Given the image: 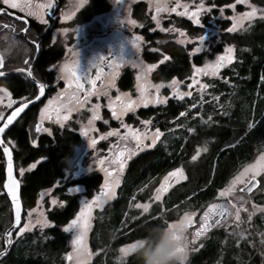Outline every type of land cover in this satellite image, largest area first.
Returning <instances> with one entry per match:
<instances>
[{
  "label": "trees",
  "instance_id": "trees-1",
  "mask_svg": "<svg viewBox=\"0 0 264 264\" xmlns=\"http://www.w3.org/2000/svg\"><path fill=\"white\" fill-rule=\"evenodd\" d=\"M233 1L209 0L218 6ZM252 1L264 8V0ZM93 6L98 11L102 10V1H93ZM96 10L88 12L89 16ZM144 11L143 2L135 5V16H142ZM30 23L25 37L23 28L26 23L0 12V56L4 60V69L29 68L37 51L36 44L31 41L35 40L41 48L34 64V74L41 82H54L57 78L55 69L48 68L63 57V51L49 44L50 34L43 32L44 23L34 20ZM221 23L226 24L223 27L226 29L230 25L228 19ZM182 26L193 34L203 30L201 25L187 19H182ZM142 32L157 48L153 51L147 48L144 52L146 61L158 63L152 74L155 81L189 78L195 67L202 66L213 57L210 52L190 55L189 48L172 40L168 33L149 32L146 29H142ZM225 45L234 47L233 61L218 76L208 78L209 89L205 95L192 94L188 101L193 105L190 108L193 112L190 125L194 126L195 133L207 137L205 141L210 147L209 152L194 163L193 174L189 172L190 180L177 186L164 204L154 202L152 209L141 216L133 205L151 198L160 178L181 163L185 153L191 152L193 144L189 142L188 147L182 146V140H179L167 145L172 146V152H166L164 145L135 156L117 197L96 214L90 233V246L95 255L88 264H141L136 252L121 258L119 247L142 238L152 227L167 226L187 206L197 208L214 198L237 170L253 160L264 146V16L247 22L238 31H223L221 43L215 46V51H222ZM165 56L169 59L165 60ZM6 77L0 78V87L7 88L13 98L31 99L37 95V85L26 74L13 73ZM133 83L132 72L126 70L120 79V87L130 89ZM37 107L29 109L27 120L31 119ZM183 108L182 102L170 98L165 106L141 108L138 114L143 117L162 110L163 117L170 118L176 117ZM13 138L17 140V149L10 146L16 163L28 165L39 157H45L35 168L21 176V198L26 209L35 205L43 188L52 186L63 175L62 158L71 152L78 135L56 129L54 139L42 136L39 144L33 146L28 132L15 124L4 136L6 142ZM3 157L0 147V158ZM4 180L5 166L1 162L2 190ZM78 182L83 183L90 194V190L96 188L101 179L94 174ZM7 197L6 193H2L0 198L1 234L13 220L12 211L7 207ZM62 198L66 200V205L49 211V218L54 225L46 230L45 235L31 232L18 238L9 253L0 258V264H63L64 254L69 250V240L62 227L75 217L79 198L78 195L67 193ZM252 231L254 240L258 242L255 248L247 243L249 237H245V232L242 236L239 232L237 234L235 227H231L227 233H213L200 248L189 254L184 264H263L260 256L264 254V214L257 215L253 220Z\"/></svg>",
  "mask_w": 264,
  "mask_h": 264
},
{
  "label": "rangeland",
  "instance_id": "rangeland-1",
  "mask_svg": "<svg viewBox=\"0 0 264 264\" xmlns=\"http://www.w3.org/2000/svg\"><path fill=\"white\" fill-rule=\"evenodd\" d=\"M0 2H3V0H0ZM108 2L110 8L108 12L93 14V17L85 19L77 16V13L88 3V0H86V3H82L81 0H68L67 5L61 12L64 20L60 21L58 27L52 32L49 44L56 45L59 49H62L63 57L54 63L51 68H53V70L55 69L57 77L63 81L62 84L59 85L57 92L50 95V97L45 100L42 99V103L35 109L36 112H38V119L43 121L45 126L38 132L35 129V123L37 121L35 119L30 127L32 140L41 138L45 135H52L54 137L56 129H58L59 132L66 130L72 131L74 134L78 135V141L73 144L71 152L63 159V175L52 186L43 188L39 192L35 205L25 209L23 223L14 232V241L31 232H38L39 234L45 235L46 230L54 225L53 221L49 218V211L56 207H64L66 205V200L62 198L64 193L78 195V211L72 220L77 219V214L81 213V209L85 208L86 202H91L94 196L98 197L100 195L101 187L105 184L106 178H114L118 181L114 186L115 195L111 199L105 200L100 207H96L93 202V206L90 209H86L82 216L87 224V228L83 231V237L80 241V246L86 250V254L82 257V264H88L95 255V251L90 246V233L93 229L96 214L98 211H102L108 203L117 197L119 187L123 182V172L127 162L140 154L144 149L149 148L146 147L147 145L153 146L156 144V132L159 130V123L161 121L163 123L168 122L167 124L169 127L168 132L159 131L161 135L165 134L164 138L169 135L172 136L170 134L173 132L171 127L172 125H177V123H175V117L169 118L165 116L163 119H160L158 123L155 122V116L141 117L138 111L141 108L165 106L170 98H182L178 100L186 105V99L184 100L183 97H180L182 93H190V95L184 96V98L192 96V94L195 93H198L201 97L205 95L209 89L208 78L218 76L234 59V47L231 45H225L222 51H215V46L221 43V33L229 28H233L241 15L251 12L253 8L256 10V15L249 20H244L231 32L238 31L242 29L247 22L264 16V8L255 4L252 0H234L232 3L220 6L209 2V0H108ZM139 2L145 4V11L142 16L140 15L138 17L134 15V7ZM158 5L162 10H157ZM172 9H175V11ZM153 17H155V19H153ZM34 18H36L38 22L44 23L39 16ZM182 19H187L196 25H201L203 30L199 34L191 33L182 26ZM224 19H228L230 23L227 29L223 28L226 24L221 23ZM196 20H198L199 23H195L194 21ZM43 21H45L44 18ZM44 24L45 26L48 25L47 23ZM142 29H146L149 32L160 31L170 34L172 40L189 48L190 55L201 52L212 53L213 57L207 59L202 66H197L195 68H203L205 64L214 62L217 56L226 55L225 49L229 47L233 50V58L231 62L226 63L215 76L201 73L195 76L192 74L189 78H185L184 80L174 79L169 82L155 81L152 78V74L158 66V63L146 61L144 52L147 48L152 51L157 48L156 46H152V43L146 39ZM162 29H166L167 31H162ZM181 33H183V35H181ZM200 36L205 37L202 44L198 40ZM133 41H135V45H133ZM181 41H183V43H181ZM157 42H159V40ZM197 46L201 47V51L193 53L192 49ZM110 47H114L117 51L120 49L124 52V57L122 58L124 64L123 66L120 65L119 61L122 59H119V61L118 59L113 60L112 64L114 66L105 77L104 84L106 85L109 75L111 74L113 84L112 87L107 88V95H104L103 90H101L98 95L92 94L86 98L81 97L79 91H76L77 94L75 96H69L71 89L74 88L66 86L70 83L71 76L68 72L62 73L60 71L61 67L68 65L71 68V66L75 64L89 62L99 52H108ZM118 53L119 56H121V52ZM150 65H154V67L149 69ZM142 69H148L146 76H143L142 79H138V76L142 75ZM125 70H130L134 78L133 87L127 90L122 89L118 84ZM173 81H175L174 88L169 87ZM157 85H163V87H160L159 91H157ZM202 85H207V87H202ZM141 86L145 88L143 101L139 99L141 96L139 90ZM0 89H5V87L1 86ZM98 89H101V87ZM65 92L68 93L67 96L61 98L60 94ZM117 96H120L121 101L124 102L128 99L137 101L139 106L133 108L131 111H122L121 101L116 100ZM75 97H79V101L83 105L82 107L79 106ZM157 99L163 100V102H152ZM49 101H52V103L50 104ZM10 102L15 103L10 91L8 89L6 92L0 91V114H3L2 120H4L5 116L14 106V103H12L11 107H9ZM62 103L74 106L76 110L68 111L63 106L58 107V104L62 105ZM51 106H57L59 108V113L51 111L53 114L52 119L49 118L47 113ZM192 106V103H189L188 107H184L185 109L191 110L190 108ZM45 108V115L42 116L41 109ZM113 111H116L118 114L122 112V114L118 115V118H116L113 116ZM94 113L98 118L92 119ZM65 115H67V119H64ZM90 119L91 124H89ZM105 121H107V123H105ZM144 121L148 123L145 124ZM122 125H128L130 127H123ZM45 128L48 129L47 132L43 130ZM191 128V143L193 146L189 158H187L184 166L180 168L181 173L165 181L167 174L157 182L150 199L138 201L135 204L147 203L150 211L154 202L159 203V201L154 199V196L161 183L172 186L185 178L186 170L193 174L194 163L199 158L205 156L209 152L210 147L208 142H206L207 137L204 138L201 134L198 135L199 133H195L194 126ZM110 132L113 134L108 135ZM134 133L141 135V140L139 142L134 138ZM196 139L198 142L195 143ZM7 143L13 148H17V144L13 139H7ZM121 153L122 155H120ZM120 157L123 159L122 169H120L121 161L118 162ZM262 157H264V146L253 160L244 164L237 170L226 185L218 190L214 198L205 201L197 208L189 207L188 209H182L178 217L169 222L175 224L186 212L195 213V215L192 216V221H194V223L192 225H187L183 231V234L186 233L182 241V246L185 248V251L182 253L185 257L184 262L189 257V254L200 248L213 233L219 231H225V233H227L231 227H235L237 234L239 232L242 236L243 232H245V237H249L247 242L249 246L251 248L256 247L258 242L254 240L255 237L253 236V220L257 215L264 214V170H259L261 164H264V161L261 159ZM44 159L45 157H41L33 164L28 165H21L20 162H15L20 180L21 176L26 171L34 168ZM1 162L5 166V157H3V159L0 158V163ZM249 166H256L257 171L253 172L249 170L237 181L235 178L240 175V173L244 172L246 168H249ZM112 168H114L115 171H111ZM95 173H100L103 181L96 188L90 190V194H88L87 187L83 183L78 182V180L85 175H93ZM108 173H111L112 176L108 177ZM253 176L258 177L261 184L252 194H245L241 188ZM222 192L225 194L221 195ZM2 193H6L5 188L3 190L0 188V198ZM164 194L165 192L161 193V198ZM53 199L56 200V204L51 203ZM7 200V207L12 211L8 197ZM3 202L5 203V200ZM135 204L133 207L137 209ZM209 204H216L219 206L217 209H214V212L222 214L224 211H227V217L220 221L219 224L207 227L201 235H196L200 228V217L203 215L204 211L207 210ZM138 211L139 216L145 214L142 209H138ZM41 219L47 221V224L43 228L37 223V221ZM11 223L12 220L10 224L6 225L4 228H8ZM69 223L62 227L68 234L69 240V250L64 254L63 264H76L75 258L71 257L70 254L73 253L74 249L77 247V245L73 244V240L78 233L76 229L65 230ZM21 229H23L22 232ZM17 233H19V235H17ZM2 241L5 243H3L4 247H6L4 234L0 233V243L2 246V248L0 247V251L4 249ZM132 243L123 244L119 247L118 252L121 258L127 257L132 252L125 254L121 253L120 249L127 248V246ZM260 257L261 260L264 261V254H261Z\"/></svg>",
  "mask_w": 264,
  "mask_h": 264
},
{
  "label": "snow or ice",
  "instance_id": "snow-or-ice-1",
  "mask_svg": "<svg viewBox=\"0 0 264 264\" xmlns=\"http://www.w3.org/2000/svg\"><path fill=\"white\" fill-rule=\"evenodd\" d=\"M82 3H86V0H81ZM3 4L5 5H8L11 9H19L20 11H25L27 10L28 11V14L29 15H32L34 14L33 11H32V5L30 3V0H3ZM52 6L51 4V0H48V3L47 4H41V5H36V9H37V13L36 14H39L42 9L44 8H50ZM157 10L160 11L162 10L161 7L158 5L157 7ZM173 11H175V9H172ZM4 11V9L2 7H0V12ZM256 15V10L255 8H253V10L249 13H243L241 15V17L236 21V24H234L233 28H229L228 31H234L235 28L241 24L244 20H249L251 17L255 16ZM42 22L44 23H47V21H43V18H42V15L40 16ZM153 19H155V17H153ZM195 23H199L198 20L194 21ZM162 31H167L166 29H162ZM181 35H183V33H181ZM198 40L201 42V44L204 42L205 40V37L204 36H200L198 37ZM181 43H183V41H181ZM133 45H135V41H133ZM201 51V47L200 46H197L195 48L192 49V52L193 53H198ZM232 48H227L225 49V52H226V55H221V56H217L215 61L210 63V64H205L203 66V68H195L194 69V72H193V75H197V74H201L203 73L204 75H211V76H215L219 73L220 69L223 68L225 66L226 63H229L231 62L232 60ZM105 58L104 57H101L100 58V61H103ZM165 60L169 59V57L165 56L164 57ZM0 64H2V60H0ZM94 66V65H93ZM154 67V65H150L149 66V69ZM147 70L148 69H142L141 72H142V75L141 76H138V79H142L143 76H146V73H147ZM18 71H22V70H18ZM60 71L62 73L64 72H68L70 73V76L71 78H73L75 81H76V89L79 90L80 88H82L84 85L83 83L81 82L82 80L83 81H86L87 83H89L90 85H93V89H90L88 91V95H92V94H99L101 90H103V94L104 95H107V88L109 87H112L113 84H112V76L111 74L109 75V78L107 80V84L105 85L103 81H101V89H95V86L93 84V81H92V78L90 76L89 73H87L86 75H81L79 74L77 71L73 70L72 68H70L68 65H65V66H62ZM28 75L29 76H32V72L29 71L28 72ZM97 75L99 76V72L97 73ZM0 78H4V79H7L6 75L4 72L0 71ZM64 78V77H62ZM174 85H175V81L172 82V84L169 85V87H173L174 88ZM39 89H40V92L41 94H43L44 92V84H39ZM160 87H163V85H157L156 88H157V91H159V88ZM202 87H207V85H202ZM140 92H141V96H140V101H143L144 100V91H145V88L143 86L140 87ZM0 91H7V89H0ZM175 91V89H174ZM74 96V94H71ZM181 97L183 96H187V95H190V93H182L180 94ZM37 99H39V97H37ZM75 99L77 100V103L79 104V106H83L82 103H80L79 101V97H75ZM116 100L117 101H121V97L120 96H117L116 97ZM32 101H29V103H31ZM152 102H155V103H161L163 102V100H160V99H157L155 101H152ZM14 103V102H10L9 103V107H11V104ZM49 103L51 104L52 101H49ZM63 107H65L68 111H75L76 108L74 106H69V105H65L62 103ZM139 106L138 105V102L137 101H133L131 99H128L126 102L124 101H121V109L122 111H131L133 108ZM27 107V104L24 103V102H21L20 106L17 107L15 109V111L12 112L11 115H9L7 117L6 120H2V115L3 114H0V122H2V125L3 126H0V133H4L5 129L11 125L13 123V120ZM47 108V106H46ZM46 108L45 109H41V115L44 116L45 115V111H46ZM55 111L57 113H59V108L55 109ZM122 114V112L120 113ZM118 114L116 111H113V116L118 118ZM183 114V113H181ZM98 118L95 113L93 114V117L92 119H96ZM64 119H67V115H65ZM105 123H107V121H105ZM145 124H147L148 122L147 121H144ZM89 124H91V119L89 120ZM123 127H130L128 125H122ZM38 132L41 130L40 129V125L37 124V129H36ZM45 132L48 131V129H43ZM113 133H108V135H112ZM134 138L137 140V142H139L141 140V135L140 134H136L134 133ZM159 130H157L156 132V137L159 138ZM155 142V141H154ZM0 143H3V141H0ZM33 145H35L36 141H32ZM94 143V141H93ZM151 145H147L146 147H150ZM4 152L5 154L7 155L8 154V148L5 147L4 148ZM122 155V153L120 154ZM262 161H264V157L261 158ZM11 157L9 156V166H8V171H9V179H10V184L11 186L9 185H6V187L9 188V193L10 195L12 196V200L15 202L16 201V193H15V181L14 180H11ZM32 167V166H30ZM123 168V162L121 161L120 163V169ZM249 170H252L253 172L257 171V168L256 166H249V168H246L244 172L240 173V175H238L235 179L237 181H239L241 179V177H243ZM259 170H264V164H261ZM181 173V169L180 168H177L175 169V171L173 172H170L168 173V175L165 177V181H167L170 177H176L177 174H180ZM108 177H111L112 174L111 173H108L107 174ZM118 181H116L114 178L113 179H107L106 178V182L104 185H102L101 187V192H100V195L98 197H93L92 198V201L91 202H86L85 204V208L81 209V213L77 214V219H74L72 220L69 225L65 228V230H70V229H76V232L78 233V235L76 236V238L73 240V244L74 245H77V247L74 249V252L70 254L71 257H74L75 260H76V264H82V257L86 254V250L83 249L82 246H80V241L82 240V237H83V231L86 230L87 228V224H86V220L84 218H82L83 214L85 213V210L86 209H90L92 206H93V202L95 203V206L96 207H100L102 205V203L105 201V200H108V199H111L114 195H115V191H114V186L115 184L117 183ZM254 185L253 184H249L247 186V189L250 191L251 188L253 187ZM167 188H168V185L166 183H161L160 187L156 190V194L154 196V199L156 201H160L161 199V193L163 192H166L167 191ZM225 193H221V195H224ZM52 204H56V200L53 199L51 201ZM135 207L137 209H142L144 213H147L149 211V205L147 203L145 204H140V203H137L135 204ZM219 206L216 205V204H209L208 205V208L206 211H204L203 215L200 217L201 219V223H200V228L199 230L197 231L196 235H201L203 233V231L209 227V221L213 218V216H218L220 213L218 212H214V209H217ZM195 215V213H185L184 216L178 221L176 222L175 224L173 223H169L167 226L169 228H172L174 225L176 226H179V230H180V237H178V239H181V243H180V246L178 248V251H180L181 253H183L185 251V248L182 246V241H183V231H184V228L187 226V225H190L193 223L192 221V216ZM217 224L220 223V220L217 219L215 221ZM37 223L39 224V226L41 228H43L46 224H47V221L46 220H38ZM23 231V229H21V232ZM17 235H19V233H17ZM138 240H136L135 242H133L132 244L128 245L127 248H121L120 249V252L121 253H125L127 254L128 252H135L136 251V247H137V244H138ZM6 243H11V241H6ZM183 258L185 259V257L183 256Z\"/></svg>",
  "mask_w": 264,
  "mask_h": 264
},
{
  "label": "flooded vegetation",
  "instance_id": "flooded-vegetation-1",
  "mask_svg": "<svg viewBox=\"0 0 264 264\" xmlns=\"http://www.w3.org/2000/svg\"><path fill=\"white\" fill-rule=\"evenodd\" d=\"M67 1L68 0H51V4L52 6L50 8H44L42 9V11L39 13V14H36L37 13V9H36V5H41V4H47L48 3V0H30V3L31 5L33 6L32 7V11L34 14L32 15H29L28 14V11L25 10V11H20L19 9H11L10 7L8 6H5L2 4V8L4 9V11L2 13L8 15V16H11V17H14L10 12H13V13H16L17 15L23 17V18H26L28 19L30 22H32V20L34 21H37L36 18L34 17H37V16H41L42 15V18L45 19V21H47V24L45 26V28L43 29V32H45V34L49 33L50 34V37H52V32L53 30L58 27V23L60 21H63V15H62V10L63 8L67 5ZM93 1H96V0H88V3L82 8L80 9V11L77 13V16H80V17H83V18H86V17H93L92 15L94 14H99V13H105V12H108L109 11V2L108 0H101L102 1V6H101V9L100 11L96 10L98 9L97 7L95 8V6H93ZM96 10V12H93L90 16H89V13L88 12H92ZM31 16V17H30ZM16 18V17H14ZM17 19V18H16ZM19 20V19H18ZM21 21V20H19ZM24 22V21H22ZM25 23V22H24ZM31 24V23H30ZM30 26V25H29ZM26 30H27V25H26ZM23 28V34L25 35L26 37V33L27 31H24ZM109 32V31H108ZM110 34V33H109ZM33 43L36 44V47H37V44H39L40 46V43L35 41V40H31ZM41 48V47H40ZM118 52H121V56H119V53ZM124 52L122 50L119 49V51H117V49H114V47H110L109 48V51L108 52H99L97 55H95L91 61L89 62H84V63H80V64H75L73 66H71V68L75 71H77L79 74H81L82 76L83 75H86L87 73L90 74L91 78H92V81H93V84L95 86V89H98L101 87V81H103L105 83V77L106 75L110 72V70H112L113 68V60L115 59H122L124 57ZM101 57H104L105 59L103 61H100V58ZM120 65L123 66L124 64V60H120ZM56 63V62H55ZM54 64V63H53ZM51 64L49 66L48 69H53L51 68L52 65ZM1 65V64H0ZM94 65V66H93ZM3 71H8V70H5L4 69V66L2 68ZM126 71V70H125ZM99 72V76L97 75V73ZM125 72L122 73L121 77L123 76ZM120 77V79H121ZM120 79H119V87H120ZM62 79H59L58 77L56 78V80L54 82H46L44 83V85L46 86V92H45V96L43 98V100L47 99L48 97H50V95L54 94L57 92V89L59 87V85L62 84ZM83 83V87L80 88L79 90L76 89V81L71 78V81L70 83H68L66 86L68 87H71L73 89H71V93H69V96L73 97V95L71 94H74V96L77 94L76 91H79V95L83 98H86L88 97V91L90 89H93V85H90L89 83H87L86 81H81ZM194 83V82H193ZM64 85V84H63ZM62 85V86H63ZM94 90V89H93ZM127 90V89H126ZM68 93H61L60 96L61 98H64L67 96ZM181 97V96H180ZM190 97L191 96H188L187 98H184L183 96V99L187 102L186 105L183 104L184 106H189V103L188 101L190 100ZM174 99V98H173ZM176 99V98H175ZM178 99H182V98H178ZM178 99H176L177 101H179ZM13 100H15V103H14V106H17L18 104H20L21 102H24L28 99H23V98H13ZM42 100V101H43ZM41 101V102H42ZM54 101V100H53ZM41 102L39 104H41ZM180 102V101H179ZM38 104V105H39ZM61 106L60 104H58V107ZM57 106L55 107H50L49 110H48V115H49V118L52 119L53 118V114L51 113V111H55V109L58 108ZM9 113V112H8ZM27 113H29V110L26 111L20 118L19 120L15 123L16 125L18 124L20 127H23L24 130H26L28 132V135H29V139H30V142L31 144L33 145L32 141H36L35 145L33 146H37L40 142V139L41 138H38V139H33L32 140V134H31V130H30V127L31 125L33 124V122L35 121V119L37 120L36 123H35V129H36V124L41 122L42 123V127L45 126L44 122L39 120L38 119V112H36V110L34 111L31 119L27 120ZM164 112L162 110H157L155 111L154 114H151L149 115L150 117L151 116H155L156 119H155V122H160V119H163V114ZM183 113V114H181ZM193 112L191 110H188V109H185V107L179 111L178 115L175 117V123H177V125H172V130L173 132H171L170 134L172 136H167L166 138H164L165 134L164 135H159V138L156 137V144L147 148V149H144L141 153H145V152H148V151H153V150H157L158 148L162 147L165 145V151L166 152H172V146L171 147H168L167 145H173L175 142L179 141V140H182L181 143H182V146H186L188 147V143L191 142V137H192V134H191V131H192V126L190 125L191 121H192V117L190 116ZM149 116H143V117H149ZM183 117H186V118H183ZM168 123V122H167ZM167 123H163L162 121L159 123V131H164V132H168L169 131V127H168V124ZM14 124V125H15ZM179 124V125H178ZM13 125V126H14ZM41 127V128H42ZM40 128V129H41ZM177 132V133H176ZM181 133V134H180ZM7 134V133H6ZM5 134V135H6ZM181 135V136H180ZM51 139H54V137L52 135H45ZM13 140L15 142H17V140L15 138H13ZM14 149H17L14 147ZM191 153V152H190ZM190 153L187 152V154L185 153V157L182 159L181 163L175 167V168H172L170 169L166 174H164L160 180L165 177L168 173L172 172V171H175V169L177 168H181L184 166V163L186 162L187 158H189V155ZM41 158V157H39ZM38 158V159H39ZM65 158V156L62 158V161L63 159ZM37 159V160H38ZM35 160V161H37ZM123 159L120 157L118 162L122 161ZM132 160V159H131ZM131 160H129L127 162V165L125 167V170L123 172V179L122 181L124 180L125 176L127 175L128 173V170H129V166H130V162ZM35 161L31 162L30 164H33ZM43 161V160H42ZM41 161V162H42ZM40 163V162H39ZM37 166V165H36ZM35 166V167H36ZM34 167V168H35ZM111 171H115L114 168L111 169ZM96 175H99L100 176V179H101V182L103 181V178H102V175L100 173H95ZM94 175V174H93ZM87 176H92V175H85L84 177H87ZM82 177V178H84ZM80 178V179H82ZM188 180H190V173L188 170H186V175H185V178L182 179L181 181H178L176 182L175 184H173L172 186H168L167 188V191L165 192V194L163 195V197L161 198V200L159 202H161L162 204H164V202L167 200V198L170 196V194L172 192H174L175 188L179 185H182L184 184L185 182H187ZM101 184V183H100ZM256 191V190H254ZM253 191V192H254ZM252 192V193H253ZM245 193V192H244ZM252 193H245V194H252ZM189 206L186 207V209H188ZM227 214L228 212L227 211H224L222 214H219L218 216H214L208 223L210 226H213V225H216L217 223L215 222L217 219H219L220 221L224 220L226 217H227ZM173 221V220H172ZM194 223V221H193ZM192 223V224H193ZM190 224V225H192ZM186 235V233H184ZM184 234H183V237H184ZM211 237V236H210ZM209 237V238H210ZM208 238V239H209Z\"/></svg>",
  "mask_w": 264,
  "mask_h": 264
},
{
  "label": "water",
  "instance_id": "water-1",
  "mask_svg": "<svg viewBox=\"0 0 264 264\" xmlns=\"http://www.w3.org/2000/svg\"><path fill=\"white\" fill-rule=\"evenodd\" d=\"M3 12V11H2ZM14 17H16L17 19L24 21L27 25V27L30 25V21L26 18H23L19 15H17L16 13L10 12ZM24 31H26V28L24 29ZM39 50H40V46L39 44H37V51H36V55L34 57V60L32 62V64L30 65L29 68H16V69H12V70H8V71H3L2 68L4 66V60L2 59V57L0 56V60H2V64L0 65V71L4 72L5 75H9V74H13V73H24L27 75V77L34 82L37 87H38V93L35 97L28 99L26 101H24V103L27 104V107L13 120V123L11 125H9L4 133H0V141H3V143H0V147L2 149L3 155L5 157V180H4V188L6 191V194L10 200L11 203V207H12V214H13V220L11 225L5 229L4 231V239L5 242L6 241H11V243H6V247L0 251V258L4 257L5 255H7L9 253V251L11 250V248L13 247V243H14V232L22 225L23 223V216H24V212H25V208L22 202V198H21V181L19 179V177L16 174V167H15V161H14V153L13 150L11 148V146L5 141L4 136L5 134L13 127V125L19 120V118L26 112L28 111L30 108H32L33 106H36L37 104H39L41 102V100L44 98L45 96V92H46V87L44 88V92L43 94H41L40 89H39V84H44L43 82H41L39 79L36 78L35 74H34V64L36 62V59L39 55ZM18 70H22V71H18ZM31 71L32 72V76L28 75V72ZM45 86V85H44ZM37 97H39V99H37ZM29 101H32L31 103H29ZM21 104V103H20ZM20 104H18L17 106H15L14 108H12L9 113L5 116L4 120L7 119V117L9 115L12 114L13 111H15V109L17 107L20 106ZM40 125V128L42 127V123L39 122L37 123ZM37 124H36V129H37ZM0 126L2 125V122L0 124ZM7 147L8 148V154L6 155L4 152V148ZM9 156L11 157V180H14L15 183V193H16V201L14 202L12 200V196L9 193V188L6 187V185L11 186L10 184V179H9V171H8V166H9ZM249 184H253L254 186L251 188V190L249 191L247 189V186ZM260 180L258 177H251L248 182L241 188V190L245 193H252L254 190H256L259 186H260Z\"/></svg>",
  "mask_w": 264,
  "mask_h": 264
},
{
  "label": "clouds",
  "instance_id": "clouds-1",
  "mask_svg": "<svg viewBox=\"0 0 264 264\" xmlns=\"http://www.w3.org/2000/svg\"><path fill=\"white\" fill-rule=\"evenodd\" d=\"M179 226H155L139 239L136 254L141 264H184L178 251L181 243Z\"/></svg>",
  "mask_w": 264,
  "mask_h": 264
},
{
  "label": "bare ground",
  "instance_id": "bare-ground-1",
  "mask_svg": "<svg viewBox=\"0 0 264 264\" xmlns=\"http://www.w3.org/2000/svg\"><path fill=\"white\" fill-rule=\"evenodd\" d=\"M38 105V104H37ZM6 192V191H5Z\"/></svg>",
  "mask_w": 264,
  "mask_h": 264
}]
</instances>
